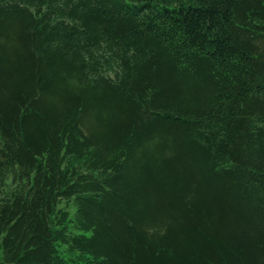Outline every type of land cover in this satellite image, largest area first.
I'll return each mask as SVG.
<instances>
[{
  "label": "trees",
  "instance_id": "16d2710c",
  "mask_svg": "<svg viewBox=\"0 0 264 264\" xmlns=\"http://www.w3.org/2000/svg\"><path fill=\"white\" fill-rule=\"evenodd\" d=\"M0 264H264V0H0Z\"/></svg>",
  "mask_w": 264,
  "mask_h": 264
}]
</instances>
